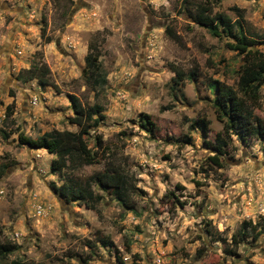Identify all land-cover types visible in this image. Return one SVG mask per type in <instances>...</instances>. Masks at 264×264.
Instances as JSON below:
<instances>
[{
	"label": "rangeland",
	"instance_id": "rangeland-1",
	"mask_svg": "<svg viewBox=\"0 0 264 264\" xmlns=\"http://www.w3.org/2000/svg\"><path fill=\"white\" fill-rule=\"evenodd\" d=\"M198 1L0 0V245L13 246L0 264H264V138L232 133L224 166L208 159L223 130L211 85L237 89L244 56L193 21ZM213 12L240 19L264 51V0H221ZM94 47L106 75L99 93L85 62ZM31 67L50 84L24 80ZM260 93L252 109L264 118V84ZM70 94L103 105L87 137L108 152L52 173L55 154L19 135L77 130ZM109 160L127 187L92 183L95 207L53 187L84 186ZM244 220L262 233L235 246Z\"/></svg>",
	"mask_w": 264,
	"mask_h": 264
},
{
	"label": "trees",
	"instance_id": "trees-1",
	"mask_svg": "<svg viewBox=\"0 0 264 264\" xmlns=\"http://www.w3.org/2000/svg\"><path fill=\"white\" fill-rule=\"evenodd\" d=\"M221 0H200L196 3L191 14L193 21L199 25L208 27L211 33L221 37L226 35L230 38L227 45L229 48L243 54V61L237 80V89L226 84L221 80H214L212 87L215 91L214 106L218 119L223 123V130L219 131L214 142H208L209 147L214 151L208 156V159L217 167H222L226 163V154L228 153L229 139L232 133L245 138L247 135H254L258 138H264V118L254 115V104H258L261 99L260 88L264 84V51L256 44L258 40L247 34L243 28L240 19L232 20L227 14L222 12H213V5ZM190 14V15H191ZM166 31L174 38L178 35L171 27ZM99 51L90 48L85 62L88 77L92 82L93 89L97 93L106 83V75L101 64L98 61ZM176 72V81L182 80L185 76L184 70L173 66ZM196 72L191 71L188 75L192 79L196 78ZM24 80L38 78L42 85L50 84L46 77L39 74L37 67L27 68L21 71ZM71 107L74 114L69 117V121L77 125V130L71 129H51L38 137L27 136L23 133L19 135V142L26 144L31 148H45L49 153L55 154L51 161V172H62L69 165H86L100 162L106 158L108 148L104 146L102 138L94 136V144L88 141L89 133L92 128L99 126L103 118L101 113L103 105L94 103L84 105L76 94H70ZM11 106H8V114H11ZM145 123L151 124L148 116L145 115ZM151 131L152 128L150 127ZM2 135L8 137L9 133L2 130ZM105 169L97 171L91 177V182L84 186H75L63 183L53 187L68 201L83 199L91 207H95V196L92 189V183L102 188H109L115 192L127 187V176L121 166L116 165L114 160L107 161ZM127 204L126 200H123ZM262 233V228L253 224L251 220H244L233 235V245L238 246L246 237L257 239ZM104 244L107 242L104 240ZM12 245H0V255H6L12 251ZM11 264H27L19 260H14Z\"/></svg>",
	"mask_w": 264,
	"mask_h": 264
}]
</instances>
